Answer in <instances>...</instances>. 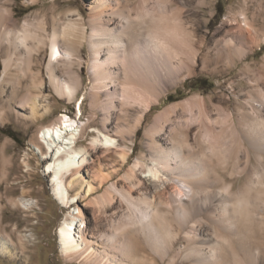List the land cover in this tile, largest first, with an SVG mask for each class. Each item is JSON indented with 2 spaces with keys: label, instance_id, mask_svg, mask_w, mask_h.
<instances>
[{
  "label": "bare ground",
  "instance_id": "bare-ground-1",
  "mask_svg": "<svg viewBox=\"0 0 264 264\" xmlns=\"http://www.w3.org/2000/svg\"><path fill=\"white\" fill-rule=\"evenodd\" d=\"M109 1L93 0L87 19L79 11L54 14L50 34L45 16L19 23L11 0H0L4 74L14 69L17 77H11L12 91L22 93L15 107L27 111L23 117L32 123L43 120L52 113L47 85L59 99L71 101L83 87L80 54L86 44L87 96L103 121L89 147L99 146L104 152L116 147L121 162L107 175L91 170L86 178L82 172L89 152L76 146L81 123L62 114L57 122L38 130L34 145L47 161L44 172L50 177L54 198L65 209L79 202L60 222L61 254L78 264H264V145L259 143L264 138V88L259 77L249 83L259 99L251 101L240 90L233 111L225 95L216 103L198 96L159 111L144 132L149 156L138 158L125 176L114 181L129 159L117 139L132 141L152 105L184 73L190 74L203 39L198 40L189 29V0H157L150 8L143 2ZM217 30L231 38L218 46L215 56L208 57L213 63L229 69L253 53V29L246 20H227ZM47 48L45 80L40 56ZM5 89L2 84V99ZM136 99L143 104L135 125L112 126L106 109ZM78 109L77 115H81L82 108ZM4 118L0 107V121ZM136 169L157 181L158 189L144 191ZM234 174L243 176L239 187L235 180H227ZM110 180L104 194L92 201L101 208L116 196L129 214L120 215L118 222L112 216L110 223L117 224L112 227L113 235L105 236L99 244L86 237L82 208L88 207L86 199ZM73 191L76 194L70 196ZM77 197L80 201L76 202ZM17 201L24 210L33 208L30 200ZM131 225L147 239L144 245L132 244L133 239L126 237ZM96 245H101V250ZM144 247L149 254L145 255ZM0 257H17L14 245L3 236Z\"/></svg>",
  "mask_w": 264,
  "mask_h": 264
},
{
  "label": "rangeland",
  "instance_id": "rangeland-1",
  "mask_svg": "<svg viewBox=\"0 0 264 264\" xmlns=\"http://www.w3.org/2000/svg\"><path fill=\"white\" fill-rule=\"evenodd\" d=\"M92 1L11 0L10 7L19 23L27 18L37 21L45 16L49 27L48 33L51 34L54 14H63L68 10L79 11L82 17L87 19L89 15L88 7ZM119 1L122 2L123 0ZM128 1L131 4L134 3L133 5L143 2L148 8L154 7L157 2V0ZM189 1L192 10V15L186 19L189 29L198 40L203 39V44L200 46L197 55V63L190 74L184 73L182 78L179 81L176 80L172 85L173 87L171 86V89H168L166 95L162 96L158 103L152 105V108L144 115L132 141L117 139L118 144L121 145L120 148L125 149L129 159L124 164L120 175L113 179L114 181L125 176L138 158L149 156L144 147L145 129L152 123L157 113L168 105L198 96L210 97L216 103L221 100L222 95H225L229 100L228 106L233 111L235 108L233 101L237 96L236 93L240 95V90H244L251 101L259 99L258 93L249 84L254 77H259V85L261 84L260 86L264 88V0ZM231 19H235L240 23L246 20L252 25V38L255 44L253 53H250L244 60L237 61L236 66L227 69L220 62L213 63L208 57L215 56L218 46L226 45V42L231 38L230 35L220 33L217 30L222 22ZM233 44L236 43L233 42ZM80 56L82 57L80 60L82 68L80 74L83 80L82 89L71 101H67L59 99L51 87L47 85L45 93L48 95L52 113L45 116L43 120L32 123L23 117L28 114L27 111H21L15 107L17 105L16 101L22 96V93L18 89L12 91L11 77L14 76L15 78L17 76L14 69H11L8 75L4 74L6 57L0 51V88L2 84L4 89L6 88L3 99L0 96V107H2L5 117V121H0V236L10 240L17 253V257L13 260L0 257V264H78L74 261H68L61 254L57 232L60 222L68 210L74 209L75 205H79V202L74 203L70 209H65L54 198L50 177L44 172L47 161L41 159L40 152L34 145L37 132L41 127L57 122L62 114L81 123L82 127L76 146L85 147L89 152L87 161L83 165L84 172H82L86 178L91 170H99L108 174L121 166L116 147H113L109 152H104L99 146L95 149L89 147L92 138L101 130L103 121L100 111L91 108L87 96L89 76L87 74L88 51L86 44ZM48 60L49 51L47 48L40 56V64H42L40 68L42 77L45 80H47L46 66ZM19 72H16V74L21 75L22 73ZM5 80H8V82ZM129 102L130 104L127 103L124 106L117 103L116 108L112 106L106 109L110 113L109 123H112V126L118 124L126 128H132L135 125L140 111L139 105L143 102L139 99ZM80 107L82 113L77 115ZM15 111L19 114H16ZM253 130L256 133L259 131L256 128H253ZM8 134H13L14 138ZM253 135L255 134L253 133ZM256 136L259 137L258 134ZM258 139L261 140V138ZM263 141L264 138L259 142L260 146L264 145ZM42 152L45 153V150ZM135 172L143 181L141 185L143 188H141L144 191L151 192L158 189L159 184L157 181L147 178V174L141 173L138 169ZM227 180L229 182L235 180V185L239 187L243 183V176L237 177L234 174L232 177H228ZM111 182L110 180L104 183L101 188L95 190L86 199V202H90L87 205L88 207L82 208L85 216L86 237L99 244L103 242L105 236L113 235L114 228L117 226L115 223L118 222L120 215L127 216L129 214L126 206L116 196L111 204H105L101 208L92 201L104 194ZM119 183L121 184V182ZM124 183L125 180L122 181V184ZM75 194L76 191L70 192V196ZM19 198L32 201L33 208L24 210L17 201ZM77 200L80 201L78 197L75 198L76 202ZM79 207L81 208V204ZM112 216L116 222L110 223ZM112 227L114 228L112 229ZM136 228L133 225L129 227L130 230L127 228L126 237L133 239L131 240L132 244L144 245L147 239ZM23 236L27 241H24ZM94 247L101 250V245ZM143 249L145 255L149 254L147 247Z\"/></svg>",
  "mask_w": 264,
  "mask_h": 264
},
{
  "label": "snow or ice",
  "instance_id": "snow-or-ice-1",
  "mask_svg": "<svg viewBox=\"0 0 264 264\" xmlns=\"http://www.w3.org/2000/svg\"><path fill=\"white\" fill-rule=\"evenodd\" d=\"M53 59H56V54L53 55ZM110 143H113V141H110Z\"/></svg>",
  "mask_w": 264,
  "mask_h": 264
},
{
  "label": "trees",
  "instance_id": "trees-1",
  "mask_svg": "<svg viewBox=\"0 0 264 264\" xmlns=\"http://www.w3.org/2000/svg\"><path fill=\"white\" fill-rule=\"evenodd\" d=\"M10 137L14 138V135L13 134H8Z\"/></svg>",
  "mask_w": 264,
  "mask_h": 264
}]
</instances>
